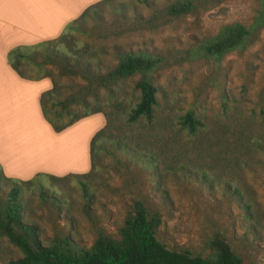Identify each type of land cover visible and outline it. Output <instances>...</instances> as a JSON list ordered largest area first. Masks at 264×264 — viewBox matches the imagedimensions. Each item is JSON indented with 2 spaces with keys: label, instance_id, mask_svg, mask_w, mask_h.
<instances>
[{
  "label": "rangeland",
  "instance_id": "obj_1",
  "mask_svg": "<svg viewBox=\"0 0 264 264\" xmlns=\"http://www.w3.org/2000/svg\"><path fill=\"white\" fill-rule=\"evenodd\" d=\"M258 7L259 0H222L156 30L119 26L105 8L99 25L88 20L83 28L90 32L74 37L78 49L86 47L83 56L91 58L92 68L105 73L117 62L114 45L162 54L185 50L226 24L249 26ZM137 12L150 15L143 5ZM56 78L61 98L85 84L79 77ZM136 81L123 82L113 101L105 89H99L98 102L91 99L90 110L100 109L105 121L98 144L105 147L89 177L48 175L21 185L24 221L39 227L44 244L68 233L90 247L100 232L117 238L133 202L140 200L160 217L156 236L168 249L207 257L209 242L220 235L243 264H264V28L244 51L219 63L200 60L158 71L152 124L127 121L139 98ZM187 112L202 123L195 134L178 124ZM80 181L88 183L87 207ZM0 195L5 199V192ZM21 256L0 238V264Z\"/></svg>",
  "mask_w": 264,
  "mask_h": 264
},
{
  "label": "trees",
  "instance_id": "obj_2",
  "mask_svg": "<svg viewBox=\"0 0 264 264\" xmlns=\"http://www.w3.org/2000/svg\"><path fill=\"white\" fill-rule=\"evenodd\" d=\"M221 1L167 0L166 5L162 6L159 0H101L68 23L59 37L11 49L7 55L8 63L24 79H51L52 89L42 93L39 102L44 119L55 132H61L90 115L102 113L100 109L89 108L91 99L96 102L100 100L99 89H105L108 99L113 101L120 85L134 77H137L134 87L139 91V98L130 109L127 121L136 124L144 120L152 124L159 105L158 89L154 85L155 74L161 69L187 62L211 60L219 63L229 53L244 51L264 28V0H259V7L249 26L226 24L214 36L197 41L185 50L162 54L146 49L124 50L114 45L113 55L117 62L105 73H98L92 68L91 58L83 56L86 47L84 51L77 48L75 34L90 32L83 28L88 20L99 25L104 19L105 8L114 14L115 23L119 26L131 23L144 30H156L208 4ZM140 5L149 9V16L143 17L137 12ZM129 8L134 9L135 14L130 15ZM121 34L119 31L116 35ZM53 67L57 69L56 75L51 70ZM56 77H79L85 84L70 96L61 98V87ZM79 110L84 111L79 113ZM178 124L189 134H195L202 127L201 121L192 112L180 116ZM104 135L105 129L102 128L90 140L91 170L83 175L65 177L83 179L91 175L96 168V160H99L98 152L105 147L98 146L102 144L100 141ZM112 145L127 148L126 143L122 146L120 143ZM43 176L48 175L38 174L28 181L11 179L4 176L0 166V194L6 193L5 199L0 195V238L5 237L22 254L16 260L1 264H243L220 235L209 242L210 254L207 257L168 249L156 236L161 224L160 217L149 213L145 203L140 200L133 202L117 238L100 232L90 247H84L67 233L44 244L39 227L24 221L20 201L21 185L31 184ZM49 178L58 179L53 176ZM6 184L10 186L9 190ZM80 186L87 207L90 198L88 183L80 181Z\"/></svg>",
  "mask_w": 264,
  "mask_h": 264
},
{
  "label": "crops",
  "instance_id": "obj_3",
  "mask_svg": "<svg viewBox=\"0 0 264 264\" xmlns=\"http://www.w3.org/2000/svg\"><path fill=\"white\" fill-rule=\"evenodd\" d=\"M98 1L0 0V166L7 178L28 181L38 174L62 178L91 170L90 140L105 124L101 114L55 132L39 102L41 94L52 89L51 79L20 77L7 55L14 47L59 37L68 23ZM94 123L95 129L89 131Z\"/></svg>",
  "mask_w": 264,
  "mask_h": 264
}]
</instances>
